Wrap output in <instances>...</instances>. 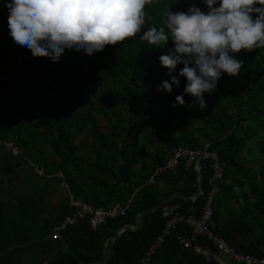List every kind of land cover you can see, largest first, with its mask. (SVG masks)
Masks as SVG:
<instances>
[{
    "label": "trees",
    "instance_id": "16d2710c",
    "mask_svg": "<svg viewBox=\"0 0 264 264\" xmlns=\"http://www.w3.org/2000/svg\"><path fill=\"white\" fill-rule=\"evenodd\" d=\"M193 4L207 11L203 0H159L146 6L144 30L163 26L168 9L186 11ZM8 14L0 0V137L16 136L22 155L35 157L47 173H62L75 197L103 208L128 204L95 229L87 216L76 219L62 232L66 250L47 264H95L107 248L101 264H219L179 243L178 235L191 233L186 224L173 228L142 262L165 223L162 200L179 192L184 197L170 201L186 211L187 196L196 191L195 168L183 160L155 175L154 183L147 178L165 161L168 146L202 148L205 143L223 164L214 197L215 233L239 252L264 255V47L241 50V73H224L216 90L204 94L207 108L200 110L186 106L194 99L183 91L186 77L172 92L159 89L183 67L169 73L159 60L170 54L171 40L152 45L138 33L92 55L66 49L52 62L18 49L9 35ZM8 65L16 68L8 71ZM177 95L186 105L172 108ZM214 162L211 157L200 162L199 211ZM2 206L0 201V211ZM63 207L65 214L73 210L68 202ZM136 221L135 228L123 230L108 245L120 225ZM197 241L214 249L203 235Z\"/></svg>",
    "mask_w": 264,
    "mask_h": 264
},
{
    "label": "clouds",
    "instance_id": "9594fccd",
    "mask_svg": "<svg viewBox=\"0 0 264 264\" xmlns=\"http://www.w3.org/2000/svg\"><path fill=\"white\" fill-rule=\"evenodd\" d=\"M159 0H5L9 35L21 51L33 57L58 62L66 49L92 55L106 45L135 37L152 45L171 40L170 54L159 60L169 73L183 64L178 75L165 79L161 91L172 92L173 85L186 77L184 93L194 99L186 105L177 95L170 107L207 108L205 93L212 94L224 73L236 77L244 60L241 50L264 47V0H203L207 11L195 4L186 11L167 10L163 26L146 30V6ZM255 18L253 14H257Z\"/></svg>",
    "mask_w": 264,
    "mask_h": 264
},
{
    "label": "crops",
    "instance_id": "0c3cea01",
    "mask_svg": "<svg viewBox=\"0 0 264 264\" xmlns=\"http://www.w3.org/2000/svg\"><path fill=\"white\" fill-rule=\"evenodd\" d=\"M61 182L0 145V264H47L66 250L62 239L51 237L72 193Z\"/></svg>",
    "mask_w": 264,
    "mask_h": 264
},
{
    "label": "built area",
    "instance_id": "2783aa9c",
    "mask_svg": "<svg viewBox=\"0 0 264 264\" xmlns=\"http://www.w3.org/2000/svg\"><path fill=\"white\" fill-rule=\"evenodd\" d=\"M16 139V136H13ZM15 139L1 138L0 145L4 146L14 156L23 158L24 162L33 165L30 158L23 156L21 149L15 144ZM207 143L202 148H190L185 146H173L170 148L163 164L158 165L154 172L147 178L148 183H154V176L164 169L175 168L181 160L184 161L186 167H194L197 158L201 160L211 157L214 159L213 173L208 180L210 185L209 191L205 195L204 203L199 211L195 204V198L198 195H203V191L200 189L194 197H191V203L186 211H182L178 202L167 200L160 206L161 215L165 217V223L161 233H159L153 243L149 246L146 256L143 261L148 260L149 256L154 252L155 248L160 245L164 237L171 232L179 224H186L191 228L189 235H178L179 243L183 247H191L194 252L201 254L207 260L213 259L219 264H229L231 262L237 264H264V255L257 256L249 253H243L237 251L229 242L215 233L216 223L213 218L214 210V197L220 187V180L223 174V164L219 163L216 155L213 152L207 150ZM34 166V165H33ZM38 173H43L41 168L35 165ZM201 168V164H200ZM61 177V184L69 189L68 184L64 181L63 175L60 172L56 173ZM130 199L128 200V203ZM68 204L72 207V211L64 216V218L55 223L52 227L51 237L53 239H61L62 232L66 227L76 221L78 218L84 216L88 217L89 225L92 229H95L100 223L104 222L108 216H115L124 212L128 204H115L111 208H103L101 206H94L92 203L75 197L72 193L69 194ZM199 235L205 236L214 245V249L210 247L202 246L198 243L197 238ZM221 253L227 255V259L221 257Z\"/></svg>",
    "mask_w": 264,
    "mask_h": 264
},
{
    "label": "water",
    "instance_id": "95a60500",
    "mask_svg": "<svg viewBox=\"0 0 264 264\" xmlns=\"http://www.w3.org/2000/svg\"><path fill=\"white\" fill-rule=\"evenodd\" d=\"M208 144V143H207ZM195 166L197 167L196 169V191L195 193H193L192 195H189L187 196V198H191V197H194L196 194H197V191L200 189V181H201V168H200V158H197L196 160V163H195ZM172 197H184L181 193L179 192H172L170 193L169 195H167L161 202L160 205H162L166 200H168L169 198H172ZM138 217V214L137 216ZM137 225V221L135 222L134 225H128V224H124V225H120L116 230H115V233H114V236L113 238L109 241L108 245H110L116 238L117 236L120 234V232H122L123 230H126V229H133L135 228ZM107 251H108V248L104 251L101 259L96 262L95 264H101V262L103 261V259L105 258L106 254H107ZM79 264H89L87 262H81Z\"/></svg>",
    "mask_w": 264,
    "mask_h": 264
},
{
    "label": "rangeland",
    "instance_id": "374dc122",
    "mask_svg": "<svg viewBox=\"0 0 264 264\" xmlns=\"http://www.w3.org/2000/svg\"><path fill=\"white\" fill-rule=\"evenodd\" d=\"M16 67L14 66V65H8L7 66V70L8 71H12V70H14ZM107 71H108V69H107ZM109 74V73H108ZM88 95H91L90 93H88ZM195 125H197V123H194ZM3 129H6V127L5 126H3ZM9 137H11V139H15L14 137H13V135H10ZM8 137V138H9ZM172 146H168L167 147V149H166V152L168 153V151H169V149L171 148ZM44 150H47V147L46 146H44ZM31 160H32V162H33V165H37V166H41V164H40V162L35 158V157H32V158H30ZM28 164V163H27ZM221 257L222 258H225V259H227V255L225 254V253H221Z\"/></svg>",
    "mask_w": 264,
    "mask_h": 264
}]
</instances>
